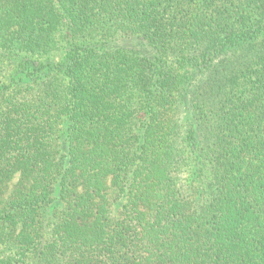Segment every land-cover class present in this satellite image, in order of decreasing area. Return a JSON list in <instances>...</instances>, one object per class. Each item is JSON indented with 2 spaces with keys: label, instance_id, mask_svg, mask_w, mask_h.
Here are the masks:
<instances>
[{
  "label": "trees",
  "instance_id": "obj_1",
  "mask_svg": "<svg viewBox=\"0 0 264 264\" xmlns=\"http://www.w3.org/2000/svg\"><path fill=\"white\" fill-rule=\"evenodd\" d=\"M63 19L67 60L0 88V264H264V0H0V49ZM123 34L146 48L80 44Z\"/></svg>",
  "mask_w": 264,
  "mask_h": 264
},
{
  "label": "rangeland",
  "instance_id": "obj_2",
  "mask_svg": "<svg viewBox=\"0 0 264 264\" xmlns=\"http://www.w3.org/2000/svg\"><path fill=\"white\" fill-rule=\"evenodd\" d=\"M70 29V24L66 19H63V22L57 31L56 34V49L49 54H34L28 52H18L15 50H3L0 49V88L7 87L15 77L24 78L26 82L30 74L22 73L20 74L17 69L21 70L20 65H27L28 69H33L39 65H50L53 64L56 67H60L63 62L67 60V52L70 49L71 43L63 37L67 34ZM86 41V42H85ZM83 40L80 44L81 46L97 48L101 50L121 48V49H137L143 50L146 48V41L141 35H120L116 38L109 39H87ZM91 44V45H90ZM173 61H171L172 63ZM58 70V69H56ZM59 71V70H58ZM182 114L179 117V121L182 127L187 130L194 125V116L191 111L189 104H184L182 106ZM183 149L182 159L183 167L181 169L182 181L187 189L193 192L196 195L195 190L200 189L205 193L207 190L206 187L209 183V166L206 165L203 160H205L199 150L197 154L193 152L186 144H182ZM201 155V156H200ZM180 174V173H179ZM17 180V178L15 179ZM199 197V195H197ZM125 202L124 198L117 200L114 203V213H118L122 208ZM56 206L51 208V211L56 209H62L61 199L57 200ZM45 225L50 221V219L45 218ZM10 249L5 245H0V257L10 253Z\"/></svg>",
  "mask_w": 264,
  "mask_h": 264
}]
</instances>
